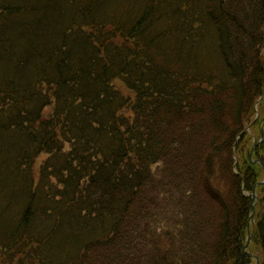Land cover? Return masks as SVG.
<instances>
[{"label": "trees", "instance_id": "obj_1", "mask_svg": "<svg viewBox=\"0 0 264 264\" xmlns=\"http://www.w3.org/2000/svg\"><path fill=\"white\" fill-rule=\"evenodd\" d=\"M262 130L264 0H0V264H264Z\"/></svg>", "mask_w": 264, "mask_h": 264}, {"label": "rangeland", "instance_id": "obj_2", "mask_svg": "<svg viewBox=\"0 0 264 264\" xmlns=\"http://www.w3.org/2000/svg\"><path fill=\"white\" fill-rule=\"evenodd\" d=\"M257 112V111H256ZM252 127V125H249L245 130L247 131V132H249V130H250V128ZM45 158V156H41V157H39L38 159H37V161H36V164H35V167H36V169L39 167V165L41 164V162H42V160ZM179 252V251H178ZM255 261V260H254ZM254 264H256V261L254 262Z\"/></svg>", "mask_w": 264, "mask_h": 264}, {"label": "water", "instance_id": "obj_3", "mask_svg": "<svg viewBox=\"0 0 264 264\" xmlns=\"http://www.w3.org/2000/svg\"><path fill=\"white\" fill-rule=\"evenodd\" d=\"M261 136H262V134H261ZM261 166L264 168V166L261 164ZM256 200V196H255V194H252V199H251V201L252 202H254ZM253 210H254V207L252 206V212H253ZM250 217H252V215L250 216ZM249 241H250V234L248 235V240H247V243H246V245L244 246V249H246L247 247H248V243H249ZM256 258V257H255ZM256 264H258V261L256 260Z\"/></svg>", "mask_w": 264, "mask_h": 264}]
</instances>
